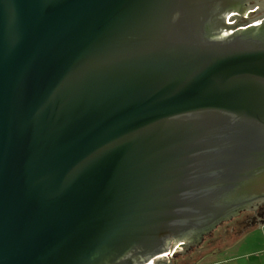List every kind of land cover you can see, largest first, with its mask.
<instances>
[{
  "label": "water",
  "instance_id": "obj_1",
  "mask_svg": "<svg viewBox=\"0 0 264 264\" xmlns=\"http://www.w3.org/2000/svg\"><path fill=\"white\" fill-rule=\"evenodd\" d=\"M264 203V0H0V264H164Z\"/></svg>",
  "mask_w": 264,
  "mask_h": 264
},
{
  "label": "rangeland",
  "instance_id": "obj_2",
  "mask_svg": "<svg viewBox=\"0 0 264 264\" xmlns=\"http://www.w3.org/2000/svg\"><path fill=\"white\" fill-rule=\"evenodd\" d=\"M258 223H264V203L260 202L222 220L216 227L210 229L211 231L204 235L199 243L191 244L184 254H175L167 258L164 264H200L203 260L213 262L216 258L242 255L257 246L260 247V243L264 241V235L255 229ZM233 263H241V259Z\"/></svg>",
  "mask_w": 264,
  "mask_h": 264
},
{
  "label": "crops",
  "instance_id": "obj_3",
  "mask_svg": "<svg viewBox=\"0 0 264 264\" xmlns=\"http://www.w3.org/2000/svg\"><path fill=\"white\" fill-rule=\"evenodd\" d=\"M264 223L262 224H257V226H255V229L259 230V232H261L262 235H264ZM264 237V236H263ZM260 247H256L255 249L248 251V252H244V254L239 255V256H233V257H226L223 259H218L216 258L215 261L213 262H204V263H200V264H234L233 262L237 259H241V263H237V264H264V241H262L260 243Z\"/></svg>",
  "mask_w": 264,
  "mask_h": 264
},
{
  "label": "flooded vegetation",
  "instance_id": "obj_4",
  "mask_svg": "<svg viewBox=\"0 0 264 264\" xmlns=\"http://www.w3.org/2000/svg\"><path fill=\"white\" fill-rule=\"evenodd\" d=\"M255 204H259V202H253V203H251V204H248V205H246L245 207H243V208H241V209H239L238 211H236V212H232V214L229 216V218L230 217H232V215L234 216V215H237V214H239V213H241L245 208H250V207H253V205H255ZM254 211H256V212H258V210H254ZM226 219H228V218H226ZM211 231V230H210ZM204 238V237H203Z\"/></svg>",
  "mask_w": 264,
  "mask_h": 264
},
{
  "label": "trees",
  "instance_id": "obj_5",
  "mask_svg": "<svg viewBox=\"0 0 264 264\" xmlns=\"http://www.w3.org/2000/svg\"><path fill=\"white\" fill-rule=\"evenodd\" d=\"M204 262L206 263V261H205V260H203V263H204ZM201 263H202V262H201ZM195 264H197V263H195Z\"/></svg>",
  "mask_w": 264,
  "mask_h": 264
}]
</instances>
